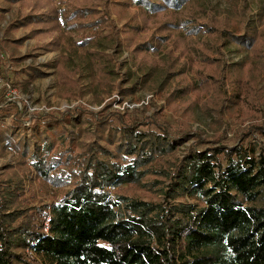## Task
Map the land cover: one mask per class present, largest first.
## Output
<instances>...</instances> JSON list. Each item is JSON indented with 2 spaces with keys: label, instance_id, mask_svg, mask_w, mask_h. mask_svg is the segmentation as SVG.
Returning a JSON list of instances; mask_svg holds the SVG:
<instances>
[{
  "label": "trees",
  "instance_id": "16d2710c",
  "mask_svg": "<svg viewBox=\"0 0 264 264\" xmlns=\"http://www.w3.org/2000/svg\"><path fill=\"white\" fill-rule=\"evenodd\" d=\"M0 1L29 7L10 25L29 29L17 46L48 37L35 48L56 51L79 35L96 87L124 94L139 88L117 84L102 40H114L116 53L127 49L151 89L164 68L161 92L181 117L173 128L161 112L127 117L78 107L37 113L27 128L0 87V154L17 155L0 173V264H264V125L253 122L264 113V85L257 91L264 81V13L257 25L247 0H224L231 11L224 15L191 0ZM227 45L249 58L226 63ZM61 56L19 73L31 83L54 69L58 95H83L79 70ZM5 71L0 76L7 79ZM213 101L251 122L239 143L201 146L192 133V107ZM253 132L259 136L248 139ZM35 173L46 189L61 190L58 200L28 202L24 186Z\"/></svg>",
  "mask_w": 264,
  "mask_h": 264
},
{
  "label": "rangeland",
  "instance_id": "374dc122",
  "mask_svg": "<svg viewBox=\"0 0 264 264\" xmlns=\"http://www.w3.org/2000/svg\"><path fill=\"white\" fill-rule=\"evenodd\" d=\"M191 1L195 5L204 7L208 14L224 15L231 12L229 5L224 0ZM247 1L252 8V12L249 15L250 23L260 25L261 21L258 20V14L264 13V0ZM0 6L6 9L5 13L0 14V69L4 71L5 68L7 69V72L5 71L7 79L4 77L1 78L5 83L9 84V87L5 85H1L0 87L5 88L4 97H7V101L17 106L21 114V119L25 121L27 128H29L30 119L37 113L46 114L48 112H53L58 114L78 107H83L89 112L103 114L115 111L127 117L133 113H137L138 116H152L161 112V119L165 123L170 124L173 128L177 127L178 119H181V117L168 107L165 98V93H167V91L161 92L162 90L160 89L165 81L164 68H161L162 70H159L155 76V89H151L143 82L142 73L135 66L130 52L122 48V52L116 53L114 45H112L114 40H102V48L108 53L113 54L117 84L122 80L124 86L137 84L139 88L132 94H124L117 88L109 90L101 89L93 84L88 62L81 56L85 53V48L77 45L80 41L79 35H73L72 40H68L60 50L56 51L45 52L35 48L39 42L48 41V37L42 39L30 38L27 39L22 46H17L15 40L23 37L28 33L29 29L19 28L18 30H11L10 25L16 22L21 15L29 11V7L19 3L8 5L1 1ZM112 19L115 22V26L120 28L122 21L117 20L114 15ZM262 23H264V19H262ZM208 41L210 42V39H208ZM221 50L226 63L244 61L249 58L247 51L237 52L235 48L230 45L222 46ZM63 54L70 58L68 61L69 68L74 67L79 70L78 75L83 85V87H81L83 88V95L79 94L76 98H64L58 95L57 75L54 69H46L49 73L48 76L39 78L31 83L27 82L24 75L19 73L23 67L30 65L40 67L45 63L61 60V55ZM12 58H23V60L15 63L16 61H12ZM186 73L188 78H193L190 71H186ZM263 85L264 81L259 80L257 91L261 89ZM125 101L128 102V106L125 105ZM227 104L229 105L228 102ZM9 107L11 111L15 110V107ZM214 108L216 110H214ZM190 112L194 117L189 124L190 129L192 133L197 134L204 141L201 146L215 145L216 143L233 146L240 142L248 129H252V127H250L251 122L243 120L245 119L243 117H237L234 109L230 105L223 107V104L218 102L212 104L203 102V104L199 103L193 106ZM6 121H8V119ZM253 122L264 125V113L256 117ZM90 127L92 129V126ZM27 130L30 132V129ZM69 130L71 133L73 132L71 126H69ZM253 135L259 136L257 132H253L249 135L248 139H252ZM195 139L196 138L192 137L182 142L178 155L181 156L182 153L194 143ZM247 140L244 141V143H247ZM16 159L17 155L12 152L0 154V173L3 171V166L6 163L14 164ZM30 178L33 180L26 182L23 192V196L28 202L32 204L40 203V201L49 203L50 201L59 199L60 189L52 185H48L46 189V187L40 183V179L36 178V173L30 176ZM125 190H127L126 185L119 190L111 189L110 192L111 195L115 197L117 192H123Z\"/></svg>",
  "mask_w": 264,
  "mask_h": 264
},
{
  "label": "built area",
  "instance_id": "2783aa9c",
  "mask_svg": "<svg viewBox=\"0 0 264 264\" xmlns=\"http://www.w3.org/2000/svg\"><path fill=\"white\" fill-rule=\"evenodd\" d=\"M1 85H2V86L5 85L6 87H9V84H8V83H5V82L3 81V79L1 78V76H0V86H1ZM124 103H125L126 106L129 105L128 102H126V101H125Z\"/></svg>",
  "mask_w": 264,
  "mask_h": 264
}]
</instances>
